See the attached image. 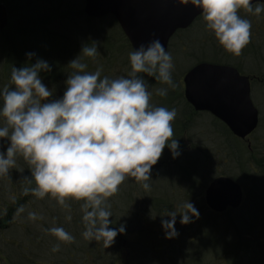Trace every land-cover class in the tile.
I'll return each instance as SVG.
<instances>
[{"label": "clouds", "instance_id": "clouds-1", "mask_svg": "<svg viewBox=\"0 0 264 264\" xmlns=\"http://www.w3.org/2000/svg\"><path fill=\"white\" fill-rule=\"evenodd\" d=\"M202 9L200 15L205 27L214 34L219 45L234 56L242 55L252 39V22L241 16L240 10L259 16L264 3L253 0H180ZM98 43L82 46L81 53L68 65L69 73L64 94L52 99L53 92L43 83L42 72H50L52 65L43 58L22 67L11 69L9 85L0 87V177L7 175L20 155L28 163L35 187L25 188L37 198L49 196L62 209L65 219L71 221V200L80 201L84 230L89 241H103L109 247L119 233L110 219L109 198L120 185L132 177L149 189L151 170L167 146L178 156L179 141L174 138L172 122L177 110L157 106L151 102L153 92L141 74L176 88L175 67L171 52L159 38L141 43L129 52L131 70L117 78L102 76L103 65L88 71L82 59L95 60ZM31 58L34 52L26 53ZM169 87L155 90L167 96ZM6 138V139H5ZM6 144V147H5ZM183 212L169 210L161 224L168 238L178 235L175 225L193 222L199 211L190 200ZM24 211L21 206L17 214ZM32 221L43 219L40 213L28 212ZM45 232L59 242L71 243L75 237L63 226L53 225ZM51 251L58 252L61 243Z\"/></svg>", "mask_w": 264, "mask_h": 264}, {"label": "rangeland", "instance_id": "rangeland-1", "mask_svg": "<svg viewBox=\"0 0 264 264\" xmlns=\"http://www.w3.org/2000/svg\"><path fill=\"white\" fill-rule=\"evenodd\" d=\"M72 2L75 3L76 7H79V4H81L82 8L84 7V0H72ZM242 13L249 15L248 12L243 11ZM254 16L258 21H264V13H261L259 16ZM60 18L61 16L56 19L55 23ZM112 18L114 19V17L108 15L103 18L104 22L95 26V32L99 36L101 35L100 38L97 39L99 44L98 50L100 49L101 52L98 51L94 65H97V67L100 65H103V67L109 66L112 70L104 68L102 73L117 78L122 75H127L131 70V64L128 50L122 55L118 53L114 56L112 54H102L104 51L111 53V51L115 50L118 52L120 50L117 44L113 46V44H115L114 39L111 38V34L113 35V33H109L113 32L110 25ZM76 21L80 26L79 30L75 27L62 29L63 32L71 34L72 38L68 44H70V49L72 51H77L80 48L82 50V43H84L85 40V36L82 32L87 27L84 18H77ZM118 26L120 25L118 24ZM201 27L202 24H195L191 30L178 32L176 37L171 39L170 44L172 45L169 52H171L173 56L175 65L172 73L174 80L180 77L184 70L187 72L191 67L197 64L196 62L191 63L189 58L185 59L189 57L190 52L204 53L206 50V53L209 55L208 58H211L213 49L211 46H203L202 37L204 34ZM53 30L56 29L53 28ZM105 34H108L110 39L103 38ZM185 34H192V36L198 35L193 37L195 41L189 39V37L187 38L189 46L191 45L189 49L188 46L186 47L182 42ZM47 41L48 46L46 43V49L48 52H50L51 49H56L57 45L62 43L60 40L52 41L48 39ZM179 47L183 49V52L179 50ZM80 53L75 55L74 58ZM186 72H184L182 77ZM141 75L145 77L146 82L149 84V90L153 92L151 102L154 105L165 106L170 109L172 104L169 101V96L176 92L168 85L155 80L152 76H148L147 74ZM181 83L183 87V78L181 79ZM161 87H169L167 96H159L156 94L155 90ZM160 97L161 100L159 101L158 98ZM259 110L261 113L260 126L257 128L255 134L249 137V142L252 143V145L256 144L258 146V149H254L256 158L264 156V107ZM177 111L179 112V110ZM183 112L184 109H181V113L172 122L173 129L178 125L181 128L179 132H186L187 134L184 133L185 136L182 137L180 142L184 146H191L190 148H192V151L190 153L192 157L197 155L200 159L199 168L203 166V163L208 164L203 171L205 172L203 175L206 180L211 176L213 178L215 174L217 175L227 170L230 174H237V177L239 176V178L233 176L232 178L238 180L246 191V200L245 203L243 202L241 208L235 209L233 212L228 210L222 213V216L220 215V218H222L218 219L217 223L210 222V219H206L210 211H207V209L199 214V218L194 219L195 223L191 222L185 226L179 222L180 219H177L175 227L178 230V235L173 238L166 237L165 239V237H163L150 239L141 237V232L144 228L143 224L145 223L144 221H146V217L144 216L145 213L149 215L150 219L156 216V210L153 208V204L157 198H169L166 205H169V208L174 210L179 208V202L184 199L183 194L180 192L183 191L182 187L186 186L187 183L182 181L184 180L182 171L187 167L190 169L189 164H191L190 162L192 160L186 156L185 159L178 161L177 157H175L178 162L172 165L171 162L166 161L168 159H165L166 155L164 156L163 152L160 159L155 164L157 167L151 170V178L148 181L150 184L149 189H144L141 183L137 182L135 178L128 177L120 185L119 191L109 198L111 211L113 214H116V216H119L120 219L122 218V223L126 229V231L116 236L112 245L106 248L103 241H89L84 239L81 234L84 230V225L81 219L82 211L80 205L76 210V216L78 219L80 217L81 221L78 225L77 221L73 218L71 221L65 219L67 210L62 209L58 202L51 198L50 195L42 199L36 197L33 199V204L31 203L29 206L24 207L23 212L12 218V225L0 226V256H2L0 258V264H240L241 261H246V263L251 262L252 258L255 257L254 253L250 255L245 254L244 251L246 249H241L240 247L235 248L234 251V244H239V236L235 229L238 228V225H242L243 217L245 220H248L247 223L256 220L261 228L256 227L252 232L254 236L264 238V177L261 173L256 175L254 172L250 175H244L242 174L244 169L237 167L235 164L231 163V161L228 162L226 160L225 163L223 162L220 153L216 151L227 143L228 138L224 137V133H220L221 130L217 124L212 123V118L207 114L208 112H202L206 114H199L198 116L195 115V121L190 119L192 122L189 124L190 126H187L189 118L186 120L183 119L181 115ZM178 120H180L179 123L177 122ZM244 142L247 143V141ZM205 151H207L209 155L204 153ZM21 157L22 156L16 157V160ZM222 157H225L224 154H222ZM246 159L248 160L249 156H247ZM163 161H166V163H163ZM19 165V163H16L15 167L10 169L12 171V179L15 182H18L22 174L21 171L24 170L20 169L18 167ZM253 167L257 168L258 172H261L260 168L257 166ZM199 168L196 167V169ZM246 170L249 172V168ZM10 181L12 180L0 182V209L4 206V200L11 201L12 193L9 189L12 185ZM254 183H256V187H254ZM200 185L202 186V184ZM197 191L199 192V189H197ZM130 194L136 202L129 203ZM169 195L171 197H169ZM202 195H204V192H202ZM139 197L143 198V200H140ZM194 205L198 211H200L199 204H196V201ZM139 210L144 211L143 213H138ZM30 211L40 213L43 219H37L36 221L30 220L28 218V212ZM200 215L204 217H200ZM230 218L234 219V224L228 221ZM158 221L161 223V220ZM59 222H62L60 226H63L69 231L75 237V240L71 243L61 242L60 250L58 252H52L51 249L53 245L57 243V239L51 233L45 232L44 229L50 228L53 225L59 226ZM145 224L147 225V223ZM152 225L155 226L156 223L152 222ZM188 225H192L194 228L187 233V231H189L187 228ZM158 231L162 233L159 228ZM154 234L156 235L155 232ZM188 235L192 236V238H189V241L183 242L184 239L188 238ZM40 238L49 244L47 251L41 252V250L44 249V243H41L42 241L39 240ZM145 240H155L158 245L167 247H165V251L154 254L145 253L144 255L132 250L131 246H134V241L144 242L138 244L140 248L144 246L149 247L151 244L146 243ZM162 243H164V245ZM153 246L154 245H151V247ZM249 247L251 248V246ZM146 249L150 250L149 248ZM154 249L158 251L161 250L160 247L156 246H154ZM257 249L258 248H256L255 252H257L256 255L259 257L258 259L264 261V241L262 248H259L260 250L258 251ZM240 255L241 259H238ZM3 257H7V260L3 259ZM254 259L252 262H254Z\"/></svg>", "mask_w": 264, "mask_h": 264}, {"label": "trees", "instance_id": "trees-1", "mask_svg": "<svg viewBox=\"0 0 264 264\" xmlns=\"http://www.w3.org/2000/svg\"><path fill=\"white\" fill-rule=\"evenodd\" d=\"M1 3H3L8 10L9 14V23L8 26L0 31V87H3L4 85H9L11 83L10 81V74L11 69L15 65L16 67H22L25 64L34 63L38 58H43L47 60L52 65V70L50 72H42L41 76L43 78V83H45L53 92L52 99L60 98L63 96L64 91L67 87L65 81L73 70L69 64V62L74 59V56L80 53L81 48L77 51H72L70 49V44L68 42L71 41V34L68 32H63L62 29H69V27H75L79 30L80 26L77 24V18H84L86 21V28L82 32L85 36L84 44H90L93 43V41L97 42V39L100 38V36L95 32V26L101 22H104V19L96 20V19H90L85 16L83 12V8L81 7V4H79V7L75 6V3L72 2V0H0ZM61 16L60 19H56ZM111 28L113 32V35L111 34V38L114 39L115 44L119 46V51L116 52L111 51H104L105 55L112 54L113 56L118 54H124L125 51H132L131 45L126 39L125 35L123 34L122 30L118 26L117 22L112 18V21L110 22ZM55 28L56 30H53ZM97 34V35H96ZM197 36V35H196ZM195 35L192 36V34H185V37L183 38V43L188 49L190 48L189 42L187 38L192 39L195 41L196 37ZM105 39H110L108 34H105ZM48 39L55 41L60 40L62 43L57 45L56 49H51L50 52L46 49V43L48 46ZM185 40V41H184ZM98 43V42H97ZM99 45V44H98ZM172 44H170L171 47ZM181 46V45H180ZM170 49V48H169ZM179 50L183 52V49L179 47ZM101 52V50H98ZM34 52L36 55L29 58L26 53ZM206 53H193L190 52L189 57H186L185 59L189 58L191 63H199L206 60ZM97 57V56H96ZM82 59L88 64V71H94L95 68H97V65H94L95 60L87 57H82ZM108 68L109 70H112L109 66L103 67ZM186 72V70H184ZM184 72L181 73V76L175 79L174 81L177 84L176 88H171L176 93H172L169 96V101L171 102L172 106L171 108H175L177 111L176 117L181 113V109H184V112L181 114L183 116V119H188V125L191 124V120L195 119V115L199 114H206L202 112H197L195 109L189 104L184 96L183 87L181 83L182 75ZM102 76L104 74L102 73ZM111 77V75H110ZM114 76H112L113 78ZM158 100H161V97L158 98ZM170 108V109H171ZM208 114V113H207ZM209 115V114H208ZM212 118V123L217 124L220 128V133H224V137L228 138L227 143H225L219 150L217 149V153H220V157L223 159V162L225 163L226 160L231 163L235 164L237 167L244 169L242 174L250 175L252 172H254L256 175L261 173V175L264 177V156L261 158H256L255 150L258 149V146L256 144L252 145V143L247 142L245 143L244 140L237 138L233 133L229 130V128L221 121L217 120L216 118H213L212 115H210ZM195 121V120H194ZM178 123L180 120L177 121ZM175 122V123H177ZM185 126V125H184ZM260 126V125H259ZM181 128L177 125V127L174 128V138H177L179 141V155L175 156L177 157L178 161L181 159H185L187 156L192 161L190 162V169L187 167L182 171L184 175L183 182H186V186H181L183 188V191L180 192L183 194V201L179 202L178 206L175 211L183 212L186 209L183 207L184 204H186L188 201H192L193 203L196 201V204H199L200 211L199 214L203 213L206 209L209 210L208 207L205 204L204 201V195H202V192H204L206 186L208 183L215 177L219 175H227L229 177H237L236 175L230 174V172L223 171L218 173L217 175L212 178V176L206 180L205 176L203 175L205 172H203L206 169V166L208 164L203 163V166L199 168L200 159L197 155H194L192 157L191 155V149L188 146H184L180 141L182 140V137L185 136L186 132L180 133L179 130ZM257 131V130H256ZM185 133V134H184ZM255 134V133H254ZM187 135V134H186ZM253 135V134H252ZM251 135V136H252ZM6 139V138H5ZM233 141V142H232ZM0 143H3V140H0ZM250 146H249V144ZM6 147V144H5ZM206 150V149H204ZM164 156L166 155L165 159H168L166 161L171 162L172 165L177 163L175 157L173 156L172 150L169 149L167 146L163 150ZM207 155L208 152L205 151ZM196 154V153H195ZM222 154H224L225 157H222ZM171 155V156H169ZM20 155H17V157ZM168 156V158H167ZM249 156V159L247 160L246 157ZM164 159V160H165ZM247 160V161H246ZM166 161H163V163H166ZM16 163L20 164L18 167L20 169H24L18 179V182H15L11 176L12 171L10 170L9 173L3 177H0V182H6L9 180L11 182L12 187H10L11 195V201L4 200L3 205L0 209V226H9L13 223V217L17 215V210L23 206H29L36 198V196L32 192H28L25 194L24 189L25 188H32L35 187V180L31 177V170L29 168L28 163L24 160L23 157L18 158L16 160ZM253 166H257L260 168L261 172L257 171V168H254ZM157 167L156 165H153L152 168ZM198 167L199 169H196ZM253 167V169H252ZM249 168V172H247L246 169ZM209 171V170H208ZM239 178V176L237 177ZM262 178V177H261ZM235 180V179H234ZM238 181V180H236ZM202 184V186L200 185ZM7 185V184H6ZM201 188H200V187ZM256 183H254V187H256ZM180 188V187H178ZM199 189V192L197 191ZM153 194V192H152ZM168 195V194H167ZM154 197V196H153ZM169 197H171L169 195ZM157 198V197H155ZM140 200H143V198H140ZM169 198H160L155 200V205L153 204V208H155V217L149 218V215L145 213L147 225L144 223L143 230L141 232V237H147V238H163L165 237V230L158 220L164 219H171L167 216H162L161 214H166L170 209L169 205H166V203L169 201ZM171 199V198H170ZM71 204V214L72 218L77 221L78 225L81 222L80 217L76 216V210L78 209V206L80 205V201L76 200H69L68 201ZM136 200L131 197L129 198V203H134ZM34 203V202H33ZM32 203V204H33ZM245 203V202H244ZM149 204V203H148ZM162 204V205H161ZM139 205V204H138ZM243 206V205H242ZM241 206V207H242ZM240 207V208H241ZM237 210V209H236ZM144 211V210H143ZM143 211H138L142 212ZM211 211V210H210ZM208 212L209 215L206 217V219H210V222L217 223L218 219L220 218L221 214H217L214 212ZM230 211H234L230 209ZM231 212V213H232ZM225 213V212H224ZM222 216V215H221ZM200 217H204L203 215H200ZM232 217V216H230ZM110 219L113 220L112 225L110 227L119 228L122 223V218L120 219L119 216H116L114 214ZM177 219H180V215H177ZM195 218H193V223H195ZM142 220V219H141ZM143 221V220H142ZM150 221V222H149ZM229 222H233L234 219L230 218L228 219ZM149 222V223H148ZM152 222H155L156 225L153 226ZM248 220H245L243 217L242 225H238V228H236V232L239 236V244H234V251L235 248L240 247L241 249H246L244 251L245 254L250 255L251 253H254V256L252 258V261L254 259V262L246 263V261L242 262L240 264H264V261L262 259H258L259 257L256 255L257 252H255L256 248L257 251L262 248L264 238L254 236L252 230L256 227L261 228L259 223L254 220L249 223H247ZM62 222H59V226ZM188 224V223H187ZM186 226V224H183ZM158 228L162 231V233H159ZM163 228V229H161ZM188 232L194 228L192 225L187 226ZM230 231V229H229ZM156 233V235L154 234ZM145 235V236H144ZM150 235V236H147ZM189 238H192V236L188 235L187 239H184V241H189ZM164 239V240H165ZM41 243L43 244L44 249L42 251H47L49 244L40 238ZM156 240V239H155ZM155 240H149L146 241V243L154 245L156 247H160L161 250H155L154 246L151 247H138L139 241H134V246H131L133 251H136L139 254H145V253H159L161 251H165V247L167 246H160L156 243ZM160 240V239H159ZM59 241H57L58 243ZM161 242V241H160ZM61 243V242H59ZM256 243V244H254ZM164 245V243H162ZM251 246V248L249 247ZM146 248H149L150 250H147ZM182 248V246H181ZM260 248V249H259ZM183 249V248H182ZM151 254V255H152ZM253 255V254H252ZM238 259H241V255ZM86 262V261H85ZM258 262V263H257Z\"/></svg>", "mask_w": 264, "mask_h": 264}, {"label": "water", "instance_id": "water-1", "mask_svg": "<svg viewBox=\"0 0 264 264\" xmlns=\"http://www.w3.org/2000/svg\"><path fill=\"white\" fill-rule=\"evenodd\" d=\"M264 2V0H253ZM202 9L180 0H85L84 13L92 19L113 16L132 50L159 38L168 51L174 33L188 28ZM8 11L0 3V31L8 25ZM185 98L197 112H209L240 139H247L259 125V110L250 97L249 79L232 67L202 62L183 78ZM241 184L220 175L205 190L207 207L215 213L238 209L243 202Z\"/></svg>", "mask_w": 264, "mask_h": 264}, {"label": "flooded vegetation", "instance_id": "flooded-vegetation-1", "mask_svg": "<svg viewBox=\"0 0 264 264\" xmlns=\"http://www.w3.org/2000/svg\"><path fill=\"white\" fill-rule=\"evenodd\" d=\"M254 2L253 4L255 5ZM264 3V2H260ZM244 10H240L241 16L248 17L252 22V39L251 42L243 49L242 55L234 56L233 54L227 52L221 45L218 44L217 39L214 34L211 33L205 27V21L202 20V16L199 15L192 22V24L185 30H191L195 24H202L203 31V46H211L213 52L211 58H207L203 62H208L211 64H218L223 66H228L234 68L239 72L240 75H243L249 79L250 84V97L256 108L264 107V21H258L252 13L246 14L242 13ZM246 12V11H244ZM244 16V17H245ZM200 20V22H199ZM258 21V22H257ZM184 29L182 31H185ZM181 32V31H177ZM172 37L175 38L176 34ZM198 36V35H197ZM203 53V54H204ZM205 54V55H206ZM197 65V64H195ZM184 92V85H183ZM209 115H212L208 113ZM213 118H215L212 115ZM217 119V118H216ZM218 120V119H217ZM220 121V120H219ZM250 146V144H249ZM2 256H0L1 258ZM7 260V257H3Z\"/></svg>", "mask_w": 264, "mask_h": 264}]
</instances>
